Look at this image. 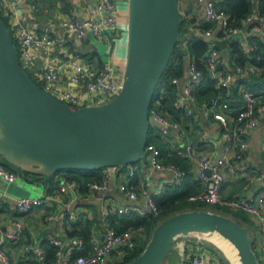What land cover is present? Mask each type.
<instances>
[{
    "label": "built area",
    "instance_id": "2783aa9c",
    "mask_svg": "<svg viewBox=\"0 0 264 264\" xmlns=\"http://www.w3.org/2000/svg\"><path fill=\"white\" fill-rule=\"evenodd\" d=\"M20 1V0H15ZM218 0H198L203 5L201 23H208L210 27L202 32L203 38L225 39L232 35L241 34L235 38L245 55H251L257 49V41L249 39V34H257L264 30V13L258 7L259 0H252L253 9L247 15L241 17L238 23L233 24L228 14L217 5ZM224 1V0H219ZM0 1V11L9 24V32L16 41L18 58L21 66H27L41 49H49L59 40L48 34L34 31L20 24L13 11H5ZM117 0H94L93 7L83 19L77 17L65 18L61 26L67 32L74 33L77 37L85 39L91 37L95 40H104L106 54L101 62L90 61L80 54L63 53L64 60L46 59L40 71L37 73V83L40 87L59 101L69 105L100 104L114 97L121 88L123 79L124 61H119L115 55L117 39L120 35ZM13 40V41H14ZM232 40V41H233ZM256 60L234 63L227 69L222 65L219 48L213 40L203 57L207 74L214 82L218 90L214 95L206 99H199L197 89L202 85L205 74L199 68L194 59L187 62L184 77H172L171 82L176 86L175 97L172 107L188 116L203 115L212 117L217 121V128L223 141L235 149V159H241L252 143L255 129L264 119V89L261 91L249 90L238 87L236 94L241 98L242 104L234 109L231 107V85L236 77H246L252 74L264 73V56L256 54ZM63 66L69 69L68 81L75 85H85L86 92L79 95L63 85ZM193 105L199 113H195ZM234 112L233 120L228 123L218 109H230ZM151 135L166 136L170 129L182 133L181 123L172 118L163 108L160 99L152 101L148 113ZM200 142L211 144L212 136L207 127H202L199 135ZM264 153V139L260 144ZM184 149L176 145L175 151L181 156L190 157V144L186 143ZM144 163L148 168L145 170L139 163L127 166L128 176H138L137 185L121 181L118 192L128 200H141L142 206H122L112 200H106L100 208V216L106 220L112 214L136 213L148 218H157L162 209L157 204L155 197L164 190V185L181 184L188 172L172 162H163L160 149L153 142H147L145 146ZM196 169L192 172L193 179L202 187L188 195L187 200L193 203H207L225 205L231 210H239L245 213L251 222L259 229L261 239L258 245H252L260 264H264V193H258L252 197H237L226 199L221 195V189L229 175L234 172V165L228 156L213 158L208 153L201 154L196 159ZM120 167L110 166L102 169L98 180H90L84 185L75 180L61 177L57 189L44 192L40 195H22L11 197L0 185V203L9 202L19 212H28L34 207L49 205L51 203L64 204L69 192H102L104 191L113 174ZM209 170V175L205 172ZM151 171H162L170 175L169 179L162 180L154 186L151 179ZM264 171L260 172V177ZM17 174L0 163V180L2 184L13 183ZM78 213L75 211H61L50 213L46 220L62 224L65 220H76ZM23 232V223L13 220L8 230L0 232V264H9L10 258L4 248V242L19 241ZM102 238L98 239L95 234H90L88 242L75 239L73 243L66 244L62 239L52 237L49 242L56 246L55 257L52 261L45 258V250L39 246L24 244L22 250L32 253L39 264H109L121 259L125 254L132 251L136 246L135 231L127 228L121 231L115 230L107 222L103 223ZM252 240V239H251ZM253 244V243H252ZM112 257V258H111ZM185 264H223V261L206 249H198L193 253Z\"/></svg>",
    "mask_w": 264,
    "mask_h": 264
},
{
    "label": "water",
    "instance_id": "95a60500",
    "mask_svg": "<svg viewBox=\"0 0 264 264\" xmlns=\"http://www.w3.org/2000/svg\"><path fill=\"white\" fill-rule=\"evenodd\" d=\"M191 12V1L181 10L179 0H127L121 88L104 103L80 106L59 101L28 75L0 15V157L20 170L42 175L140 162L155 88L181 39L182 17ZM238 37L240 33L204 40L224 49ZM208 232L232 243L241 264H260L247 228L207 209H187L161 219L141 252L125 264H161L177 237Z\"/></svg>",
    "mask_w": 264,
    "mask_h": 264
},
{
    "label": "crops",
    "instance_id": "0c3cea01",
    "mask_svg": "<svg viewBox=\"0 0 264 264\" xmlns=\"http://www.w3.org/2000/svg\"><path fill=\"white\" fill-rule=\"evenodd\" d=\"M3 4L5 11H13L20 24L37 32L48 34L59 40L55 46L49 49H41L37 52L36 57L27 65L36 78L37 73L40 71L46 59L63 61V53L73 52L80 54L84 58L90 61H98L103 58L104 40H95L91 37L81 39L74 33L67 32L61 26V21L65 18L77 17L83 19L88 11L93 7L94 0H0ZM184 7L186 9L189 1L192 2V12L188 14L187 20L193 22L186 25V29L191 33L202 37L203 29L201 26V19L204 9L203 5L199 4L198 0L194 4L193 0H183ZM221 1H217V4ZM126 0H117L119 24L121 26L120 35L117 39V47L115 48V55L119 61H123V56L126 51V30L123 28L124 22L127 17L122 14L121 9L125 6ZM200 12H202L200 14ZM185 17V16H184ZM258 36L262 39L264 52V30L257 34H249V38ZM232 42V41H231ZM230 42V43H231ZM230 43L224 48L220 49L222 65L225 68H231L234 63H240L235 60L233 55L229 51ZM192 59L188 51L184 56V67L182 77L186 72L187 62ZM246 62V61H245ZM244 63V62H243ZM63 85L73 90L79 95H84L86 92L85 85L75 86L68 81L67 75L69 69L63 66ZM254 75V74H252ZM251 76V75H249ZM246 76V77H249ZM239 78L236 77L231 85L232 92V104L231 107L236 109L242 104L241 98L236 94L238 87L246 88L245 85L238 82ZM247 89V88H246ZM195 113H199L196 106L193 105ZM218 112L222 117L231 123L233 120L234 112L230 109H218ZM185 115L181 116L178 120L182 125V133L170 129L166 136H157L166 145L169 151L175 152L176 145H179L183 150L186 143L190 144V157L181 156L184 159L185 169L188 174L183 181L185 183V195H189L198 191L202 185L193 179L192 172L196 169V159L204 153L212 155L213 158L228 156L234 165V172L228 176L226 182L221 189V195L226 198L237 197H252L258 193H264V176L260 177V172L264 171V153L261 151V140L264 139V119L261 120L260 125L255 129L253 134L252 143L243 154L241 159H235V149L227 145L220 136L219 129L217 128V121L212 117H205L202 114L197 116ZM202 127H207L209 130L213 142L211 144H204L200 142L199 135ZM156 137V136H155ZM161 158L164 162L163 156ZM173 163V162H172ZM143 168L147 170L146 164L140 162ZM127 166L120 167L110 178V182L107 188L102 192H86L85 190H79V192H69L64 200V204L51 203L49 205H42L34 207L28 212L17 211L9 202L0 203V232L8 230L13 220H20L23 223V232L17 242H5L4 245L7 249L10 263L9 264H39L32 257L31 253H25L22 250L24 244H30L32 246L39 245L42 248L48 245L49 239L57 237L63 240L64 243H73L75 239H82L78 235H68L67 232H73L75 229H80L85 226L86 222L91 224L90 234H95L98 239L102 238L103 223H108L100 216V208L106 200H112L116 204L122 206H142V201L128 200L118 192V185L121 181H128L135 185L138 183V176L130 177L126 174ZM102 174V169H101ZM61 176L58 174L53 175L48 182H31L26 180L21 175L17 174V179L13 183H3L0 180V185H3L4 189L11 196L22 195H40L44 192L54 191L57 189L58 181ZM170 175L162 171H151L152 184L158 185L162 180L169 179ZM67 178V177H66ZM182 182V183H183ZM180 185V184H165L164 192L160 194V199L164 196H169V193L165 192L167 186ZM181 186V185H180ZM193 203V202H191ZM225 206V205H223ZM226 207V206H225ZM210 210L209 208H204ZM61 211H75L78 213L76 220H65L62 224L55 221H47L46 216L50 213H58ZM239 212V211H237ZM133 213V212H131ZM246 215V214H245ZM110 216V215H109ZM247 221H242V225L247 228L248 234L254 242H259L261 234L258 232L256 226L246 215ZM158 218V217H157ZM77 224V225H74ZM110 225V224H109ZM111 226V225H110ZM112 227V226H111ZM150 236V235H149ZM188 236H179L174 240V245H171V254L166 259L164 264H185L190 259L191 255L198 249H206L210 253H213L207 242L198 241ZM219 243L226 244L220 239H216ZM253 242V241H252ZM210 243V242H209ZM213 244V243H212ZM227 245V244H226ZM229 246V245H228ZM230 247V246H229ZM214 254V253H213ZM112 258V257H111ZM174 258V262L171 263L170 259ZM121 259L117 260L118 263ZM110 259L109 264H115ZM169 261V263H168Z\"/></svg>",
    "mask_w": 264,
    "mask_h": 264
},
{
    "label": "trees",
    "instance_id": "16d2710c",
    "mask_svg": "<svg viewBox=\"0 0 264 264\" xmlns=\"http://www.w3.org/2000/svg\"><path fill=\"white\" fill-rule=\"evenodd\" d=\"M218 7L223 9L229 16L230 21L233 24L238 23L239 19L248 13H250L253 9V1L252 0H224L219 2ZM258 7L261 12L264 13V0H259ZM0 15L8 27V20L5 16L2 15L0 11ZM193 22L192 20H187V17H182L181 26H180V35L181 39L175 44L172 55L170 57L169 63L165 68L153 95V100L160 99L163 108L168 112V114L174 118L179 119L181 116L185 117L180 111L175 110L172 107V101L175 97L176 86L171 82L172 77H181L183 73L184 67V56L185 53L191 55L192 59L195 60L197 66L204 71L205 79L201 86L197 89V96L199 99H206L214 95L218 90L214 87V82L207 74L205 64L203 61V57L209 47V42L205 41L202 37H192L187 29L185 28L187 24ZM210 27V24L203 23L201 24V29H207ZM249 39H254L257 41V49L251 55H245L240 49V46L236 40H233L230 43L229 51L235 58L237 62L243 63L245 61H252L256 64H261L256 60V54H261L264 56V52L262 51V39L258 36L250 37ZM102 58L98 59V63L101 62ZM24 68V67H23ZM25 69V68H24ZM27 72V69H25ZM28 73V72H27ZM28 75L36 81V78ZM240 83L246 86L249 90L261 91L264 89V73L259 75H251L245 78L238 79ZM39 84V83H38ZM264 100V99H263ZM232 104V101H231ZM235 112V111H233ZM153 142L160 149L161 155L163 156L164 162H173L181 168H185L184 159H182L179 155L175 154V152L169 151L166 145L159 139V137H155L151 135V128L149 127L148 132V141ZM0 159L5 163V165H9L14 169L11 170L18 175H21L26 180L31 182H43L46 184L48 179H50L53 175L58 174L61 176H65L69 179L77 180L81 186L90 180H98L101 176L100 170H74V169H66L60 170L52 175H42L34 172L20 170L19 168L13 166L12 164L5 161L3 158ZM1 163V162H0ZM139 163V162H138ZM2 164V163H1ZM4 165V164H3ZM4 165V166H5ZM8 168V166H5ZM9 169V168H8ZM10 170V169H9ZM181 185V186H180ZM180 185H170L167 186L165 192L169 193V196L161 197L160 199L155 197L157 204L161 207L162 212L158 218H148L147 216H141L136 213H127V214H112L108 217L109 224L117 231H121L127 228H131L134 231L139 233V236H135L136 246L129 253L125 254L118 263L115 264H125L128 261L132 260L136 257L144 245L146 244L150 231L153 229L155 222L159 221V219H163L171 214H174L179 211L187 210V209H204L202 203H191L187 200L188 195H185V183H181ZM164 192V191H163ZM162 192V193H163ZM215 209H210L211 211H215L224 215L229 214V208L223 205L214 204ZM222 206V207H221ZM222 211H221V209ZM231 210V209H230ZM226 211V212H225ZM228 213V214H227ZM236 217L240 218L241 221H247V217L245 213L239 211L236 213ZM77 225V224H74ZM91 232V224L90 222H86L85 226L80 229H75L73 232H67L68 235H78L82 240L87 243L90 237ZM209 247L212 245L214 248H211L214 254H217L216 247L207 242ZM45 250V258L47 261H52L55 257L56 246L48 242V245L43 248ZM171 254V248L168 255L163 259L161 264H164L166 259ZM223 264H225L223 262Z\"/></svg>",
    "mask_w": 264,
    "mask_h": 264
},
{
    "label": "rangeland",
    "instance_id": "374dc122",
    "mask_svg": "<svg viewBox=\"0 0 264 264\" xmlns=\"http://www.w3.org/2000/svg\"><path fill=\"white\" fill-rule=\"evenodd\" d=\"M194 1V4L196 3V0H193ZM126 4H127V0H126V3H125V6H126ZM184 1L183 0H179V7H180V9L181 10H183V7H184ZM203 9V8H202ZM121 12H122V14H124L126 17H127V7H124L123 9H121ZM2 13V12H1ZM202 12H200V14H201ZM184 17V16H183ZM186 17V16H185ZM8 28H9V24H8ZM123 28L126 30V28H127V20L124 22V26H123ZM14 40V39H13ZM15 44H16V41L14 40L13 41ZM106 45H104V47H105ZM103 53V55L101 54L100 56L101 57H103L104 58V56L106 55L105 53H104V51L102 52ZM125 56H126V51H125V55L123 56V61L125 62ZM123 66H124V64H123ZM25 69H27V72L32 76V73H31V71H30V69L29 68H27L28 66H23ZM33 77V76H32ZM36 82H37V80H36ZM112 98V97H111ZM144 160H145V158H143L140 162H144ZM0 162L2 163V164H4L5 165V163L0 159ZM5 166H8V168L10 169V170H13L14 168L13 167H11V166H9V165H5ZM203 204V208H209V209H215V205L214 204H207V203H202ZM222 207V206H221ZM221 207H220V209H221ZM221 211H222V209H221ZM237 211H239V210H230L229 209V214H228V216H230V217H232L233 219H235L240 225H242V221L240 220V218H237L236 217V213H237ZM226 212V211H225ZM162 219V218H161ZM161 219H159V221L161 220ZM159 221H157V222H155V224H154V226L159 222ZM257 228V227H256ZM257 230H258V232H259V229L257 228ZM152 231V230H151ZM151 231H150V233H151ZM150 235V234H149ZM135 236H139V233H137V231H135ZM191 238H193V239H195V240H198V241H203V242H210V241H208V239H210V240H212L213 242H215V244L219 247H217V246H215L214 244V246L216 247V249H217V254H216V256L217 257H219L225 264H238L237 262H236V260L234 259V256H233V253H232V250H231V248L228 246V245H226V244H220L219 243V241H217V240H215V239H212V236L209 234V233H205V234H203V235H195V234H192L191 236H190ZM253 242V244L252 245H254V246H256V245H258V243L259 242H254L255 240H252ZM6 242H10V241H6ZM5 243V242H4ZM14 243V242H13ZM211 243V242H210ZM172 246L174 245V241L172 242V244H171ZM4 246V248L6 249V247H5V245H3ZM210 248H214L212 245H210ZM6 251H7V249H6ZM8 253V252H7ZM31 257L36 261V259H35V257H34V255L31 253ZM170 259V258H169ZM170 262L171 263H173L174 262V258L172 259H170ZM38 263V262H37ZM168 263H169V261H168Z\"/></svg>",
    "mask_w": 264,
    "mask_h": 264
},
{
    "label": "bare ground",
    "instance_id": "6f19581e",
    "mask_svg": "<svg viewBox=\"0 0 264 264\" xmlns=\"http://www.w3.org/2000/svg\"><path fill=\"white\" fill-rule=\"evenodd\" d=\"M212 237L216 238V239H220L221 241H223L224 243H226L227 245L230 246L231 250H232V253H233V256H234V259L236 260V262L238 264H241L240 263V260H239V256L237 254V250L236 248L233 246L232 243H230L227 239L223 238L221 235H219L218 233L216 232H208ZM205 233H202V234H199V235H203Z\"/></svg>",
    "mask_w": 264,
    "mask_h": 264
}]
</instances>
